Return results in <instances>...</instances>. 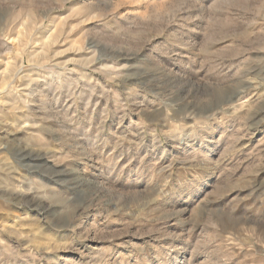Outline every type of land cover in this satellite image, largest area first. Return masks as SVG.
Returning a JSON list of instances; mask_svg holds the SVG:
<instances>
[{
  "label": "rangeland",
  "instance_id": "374dc122",
  "mask_svg": "<svg viewBox=\"0 0 264 264\" xmlns=\"http://www.w3.org/2000/svg\"><path fill=\"white\" fill-rule=\"evenodd\" d=\"M0 264H264V0H0Z\"/></svg>",
  "mask_w": 264,
  "mask_h": 264
},
{
  "label": "bare ground",
  "instance_id": "6f19581e",
  "mask_svg": "<svg viewBox=\"0 0 264 264\" xmlns=\"http://www.w3.org/2000/svg\"><path fill=\"white\" fill-rule=\"evenodd\" d=\"M15 193V192H14ZM15 199V198H14ZM22 200V199H21ZM15 201V200H14ZM20 202V201H19ZM23 202H21L20 204H22ZM21 206V205H20ZM50 212V211H49Z\"/></svg>",
  "mask_w": 264,
  "mask_h": 264
}]
</instances>
